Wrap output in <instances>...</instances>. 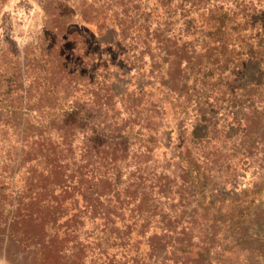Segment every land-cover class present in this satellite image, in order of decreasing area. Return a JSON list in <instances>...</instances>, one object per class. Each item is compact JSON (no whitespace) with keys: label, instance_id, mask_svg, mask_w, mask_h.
Listing matches in <instances>:
<instances>
[{"label":"rangeland","instance_id":"1","mask_svg":"<svg viewBox=\"0 0 264 264\" xmlns=\"http://www.w3.org/2000/svg\"><path fill=\"white\" fill-rule=\"evenodd\" d=\"M246 3L250 9L244 6ZM145 16L147 20L141 27ZM247 17H253L255 22ZM120 20H125V39H118L115 23ZM263 20L264 0H0V185L5 186L0 203L6 207L9 202L14 205L19 197L38 191L46 224L42 227L41 249L30 241L36 240L40 230L32 221L13 225L18 240H12L8 232L0 235V248L7 249L0 254V264H61L58 251L44 245L45 233L46 237L65 233L60 253L66 264H75L69 256L75 245L83 264H107L112 253L114 264H121L138 247L143 249V243H135L134 233L130 240L127 236L121 240L112 236L105 243L100 240L103 220L89 218L84 208L91 192L104 187L105 183L95 180L104 169L81 158V144L92 134L106 136L110 122L120 123L124 115L120 95L138 87L141 81L151 82V59L161 65L165 61L162 48L173 50L174 45L186 47L184 57L195 49L193 55L201 64L191 74L190 70L186 72L189 78L185 88L181 84L174 86L190 99L185 105L186 119L182 127L169 128V135L160 139V147L151 153L143 174L148 177L147 183L155 186L154 193L159 179L168 175L162 181L168 183L164 194L170 200L155 193L157 201L150 202L152 207H171L177 212L185 209L180 222L186 231L182 243L185 252L180 257L169 249L166 255L175 264H264V113L259 106L256 110L247 105L233 107L231 85L227 84L222 90L225 93L219 92L215 103L203 106L204 117L215 125L211 133L203 124L192 126L189 118L198 110V99L203 102L207 92L212 99L210 83L220 75L219 83L229 81L227 76L236 78L237 66L244 62L242 78L264 83ZM66 35L68 40L64 41ZM187 40L189 44L185 43ZM124 45L131 48L127 56L122 52ZM143 48L146 50L142 55L132 54ZM62 57L65 66L70 65L68 71L60 67ZM139 66L137 70L135 67ZM199 67L201 75L212 74L213 78L204 84L197 80L193 86V79L200 76ZM171 75H178L177 69L172 68ZM107 88L118 94L112 96L113 110L104 103ZM262 96L256 94L257 98ZM11 107L22 115L12 116L8 112ZM71 111L77 112L73 151L67 159L60 160L66 165L62 183L69 185L64 194L55 176L47 175L46 158L32 159L29 164L22 162L24 157H35L34 152L21 154L12 125L29 127L42 142L45 153L43 146L61 141V120ZM113 112L116 115L112 116ZM172 115L169 110L168 117L172 119ZM19 118L20 121L14 120ZM244 121L249 124L247 127ZM189 133L203 139L198 150L192 146ZM129 141L136 138L129 137ZM183 144L189 145V155L180 151ZM29 147L30 143L24 150ZM214 154H219L216 165L211 161L206 164ZM181 155L194 161L190 171L181 170L185 164ZM137 156L127 157L119 165L117 177L113 176L116 173L109 174L110 204L115 199L112 195L120 191L119 185H124L122 181L134 169ZM209 167L213 169L210 173ZM78 171L84 173L80 183ZM99 201L100 209L108 207V198L102 196ZM192 209L195 212L191 214ZM130 213L127 209L122 215L115 214L114 225L119 228L113 229L112 235H123L121 216L126 222L132 221ZM25 237L28 238L24 240Z\"/></svg>","mask_w":264,"mask_h":264},{"label":"trees","instance_id":"2","mask_svg":"<svg viewBox=\"0 0 264 264\" xmlns=\"http://www.w3.org/2000/svg\"><path fill=\"white\" fill-rule=\"evenodd\" d=\"M244 6L249 9L251 8L249 3H246ZM247 18H251V22H255L253 17ZM146 20L147 17L145 16L139 25L144 27L142 23H145ZM124 22L123 20H120L116 21L115 23L119 33L118 39H125V37H127V34L125 33L126 29L123 25ZM260 24L263 28L264 34V20ZM154 29L157 30V28ZM154 32L155 31L152 30V33ZM255 36H257V34ZM173 39H176V36H174ZM63 40H68V35L63 37ZM185 43L189 44L190 40L185 41ZM174 46L175 48L172 46L173 50H171L169 47H167V49L162 48L163 55L165 56V61H163L162 64L165 63V67L162 66V64H156L157 61L151 59L148 74L150 76L151 82L141 81L138 84V87L125 90L122 95H120L122 106L124 108V115H122L120 123L117 124V122L114 121L110 122L112 124H108L110 125L107 126L109 133H107L106 136L104 133H98L97 136L92 134L91 137L84 138V141L81 144V158L83 157L84 160L86 159L87 163H96V165L104 169L101 175L95 177V180L97 183H105L107 187L104 185V187L99 192H91V196L89 197L88 201H86L84 208L85 213H89V218L93 220H96L97 218L103 220L102 228L100 229L103 235L100 237V240H103L105 243L109 241L112 236V238L115 240H121L124 238V236H127V240H130L131 235L134 233L135 236L133 238L135 243H137V245L143 243L144 245L141 251L138 247V249L135 250L133 256H130V259H125L121 264H126L129 260L132 261L131 264H175L176 261H174V259L172 262H170L171 257L166 255L167 251L171 249V253L173 255H180L181 253L185 252L182 243L184 242V237H186V231L185 227H182L180 224V222H182L181 220L185 209H178L177 212L176 209H172L171 207H168V209H164L162 207L156 209V207H152L150 204L152 201H157V199L154 197L155 193L157 196H159V198L161 195L164 196L165 201L170 200V198L164 194L166 190H168V183L167 181H162V179H166L168 175L164 174L165 176H162L158 181L160 183H156L158 189L155 191V193L153 192L155 186H153L151 182L147 183L148 177L143 175L151 160V153L160 147V139L163 136L166 137L169 135V128L182 127L183 121L186 119L185 105L187 104L188 106L190 99L185 97L182 91L174 86L181 84L182 87L185 88L189 78L185 76L186 72L190 70L189 74H191L192 69L201 64L199 59L193 55L195 49L191 51L190 55L184 57V52H187L186 47L184 45H181V48L176 45ZM130 50L131 48L124 45V50L122 52L125 56H127ZM145 50L146 49L144 48L140 49L139 51L133 50L132 54L134 56L140 54L142 55ZM250 57H252V55H250ZM62 58L60 67L64 71H68V69H70V65L65 66L66 60L64 61V58L63 60ZM63 67L66 68L64 69ZM131 67H133V65L128 68L131 69ZM128 68L127 71L129 70ZM135 68L138 70L141 67L139 66ZM172 68L177 69L178 75H171ZM237 68L238 71L235 74L236 78L227 76L229 81L219 83L218 79H221L222 77L220 75L218 79L210 83L211 86L209 90L211 91L212 99L209 98L210 95L208 92L206 93L207 95L204 97L205 99L203 102L199 101V99H196V106H198V110L195 112L193 111L191 117H189L191 118L192 126L203 124L205 127L209 128L208 132L211 133V128H213L215 125L211 123L210 119H206V117H204L205 109L203 106H210L211 104L215 103V101L219 98L218 93H225V91L222 90L223 88H226L227 84L231 85V91H229V94L231 93L230 100L232 101L233 107L242 108L247 105L248 108L256 110V107L259 106L261 111L264 113V96L258 98L256 97V94L264 95V83H257L255 81L252 82L248 80L246 81L242 78V75L246 69L245 62L237 66ZM161 69L164 70V73L161 72ZM201 71L202 70L199 67L197 73H200V76L198 77H200L203 83H201L198 77H196L193 79V86H195L197 80L200 84H204L207 83L209 79L213 78L212 74L201 75ZM201 89L204 92L203 86H201ZM107 90L111 93V95L106 91V94H104L106 102L104 101V103L108 106L109 110H113L114 102L112 101V96L116 97L118 94L113 88H107ZM233 91L238 92L234 94ZM11 108L12 109H10L8 112L11 113L12 116L16 113L22 115V113L18 112L16 108ZM169 110L172 111V119L171 117H168ZM64 115L66 118L61 120V127L59 131L61 141H59L57 144L49 143L48 146H43L45 148V153H42V142L37 140V134H35L33 131H30L29 127L26 128L13 124L12 133L17 139L16 142H18L19 150L22 151L21 154H23V152L24 154L34 152L33 155L35 157H27V159L24 157L22 162L25 161L29 164L31 163L32 159L38 158L39 160L42 159V157L46 158V160L49 162V167L46 171L47 175L49 176L51 174L55 176L56 181H58L57 185L61 188V192L65 194L68 191L67 189L69 185L62 183L64 176H66V165H64L62 162L60 163V160L62 159L63 161L64 159L68 158L67 154H72V144L75 131L74 120L77 112L71 111L67 114L65 113ZM114 115H116L115 112H113L112 116ZM233 118L235 121L238 120L237 123H240V119H238L236 116H233ZM14 120L20 121L21 119L19 118ZM243 124L246 127L249 125L245 121ZM39 135L41 136V134ZM191 135L189 133V136L191 137L190 141H193L192 146L198 150L197 145L203 143L204 141L201 137H198L193 133H191ZM129 137L136 138V141H129ZM117 139L119 141H115ZM28 143H30V147L24 150V147ZM133 144H137L136 147H134ZM188 146L189 145L187 144H183L180 147V151L182 153L184 151L187 155H189L190 149ZM137 152L140 153L139 156H137ZM134 156L139 157V159L134 161V169L131 170L126 179L122 181L124 185H119L120 191H116L112 195L115 197V199L113 203L110 204L109 193L111 189L109 188L110 182H108L109 179H111L110 175L116 173L113 176L117 177L119 165L125 162L127 157ZM218 157L219 154H214L213 159L206 160L205 163L208 164V161H211L210 164L216 165V163L219 161ZM181 159L185 162V164L181 167V170L190 171V167L194 164L192 158H185L181 155ZM13 164H16V161H13ZM207 170L209 173L213 171L211 167H209ZM161 172L164 173V171ZM83 174L84 173L82 171H78V183L83 180ZM184 182L185 179H183L181 184ZM4 187L5 186H3V184L0 185V193ZM85 189L87 190V188ZM161 192H163V194ZM93 194H95V197H92ZM102 196L108 198L109 201L107 204L108 207L106 208L105 206L104 210L100 209L102 204L100 201L98 202V199ZM40 202V193L38 191H36L35 194L24 195L23 198L19 197L14 205L9 202L6 207L5 203L1 202L0 235H6L8 232L12 240H18L16 233H14L12 229L13 225L21 224L24 221H32L39 226L40 230L36 240L30 239V241L34 243L35 247L37 246L39 249H41L42 227L44 228L46 224L45 219L42 217V204ZM60 203H58V205H60ZM130 204H132V207L129 208ZM110 208H113L114 211H112ZM127 209H130L131 211L129 217L132 221L126 222L121 216L122 224L120 227H122V229L124 228L123 235L119 233L112 235L113 229L119 228V225L117 227L114 225L115 214L122 215L121 213H124V211ZM116 210L119 211L118 214ZM193 212H195L194 209L191 210V214ZM187 223H189V221H187ZM146 227L148 230L145 229ZM177 228H179V230ZM150 229L151 231L149 232ZM64 234L65 233L62 235H59L58 233H50L47 235V237L46 233L44 234V245L55 251H58L61 264H66L64 254L60 253L62 251L61 242L64 241ZM168 237L173 238L167 240ZM27 238L28 237H25L24 240ZM99 243L100 242H98V244ZM106 248H108V246H106L103 250H106ZM4 250L5 252L7 251V249H2L1 247L0 254L4 252ZM79 252L80 251L78 250V247L75 245L74 250L72 249L69 254L73 263L75 264H83L80 260ZM98 253H102L101 250H99ZM112 256L114 257V253H112ZM112 256L110 259H108L107 264H114L115 260ZM4 257L7 258V255H4ZM180 257H182V255H180ZM164 261L166 262L164 263ZM182 264H185V261H182Z\"/></svg>","mask_w":264,"mask_h":264}]
</instances>
